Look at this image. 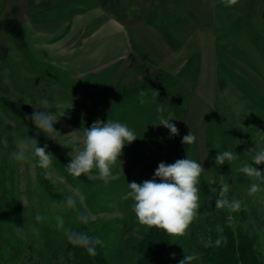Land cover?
I'll return each mask as SVG.
<instances>
[{"label":"rangeland","instance_id":"rangeland-1","mask_svg":"<svg viewBox=\"0 0 264 264\" xmlns=\"http://www.w3.org/2000/svg\"><path fill=\"white\" fill-rule=\"evenodd\" d=\"M243 21L247 23L245 16ZM53 30L59 34L58 28ZM35 46L36 50L39 47L43 51V44ZM21 47L22 57L14 53V45L7 44L9 55L0 60V244L6 252V264L15 259L24 237L41 251L44 264H53L52 250L60 241L63 229L58 226V218L63 220L64 227L71 220L73 209L67 207L66 201L48 193L43 185L45 179L66 198H76V208L89 216L86 225L103 242L109 264H134L137 260L136 245L148 226L137 222L133 201L121 197L129 191L127 183L152 179L160 162L196 160L205 169L202 175L212 176L219 188L229 184L232 177L245 185L248 192L250 185L257 183L260 190L251 195L264 207V182L239 172L240 167L251 164L256 152L264 148V99L256 96L247 84L232 76L224 78L232 83L226 92H218V102L210 112L177 107V103L169 105L170 100L183 98V84L173 86L172 90L146 93L138 101L117 98L110 102L102 90L105 84L93 86L94 75L69 77L49 64L50 60L34 56L27 44L22 43ZM260 47L264 53V46L260 44ZM220 72L225 75L222 67ZM45 98L51 101L50 111L58 119L54 127L61 135L56 141L39 132L29 119L34 106ZM158 105L163 107L165 115L174 114L177 120L171 123L179 129V135L171 137L168 129L154 126L158 123ZM108 119L126 124L137 137L123 148V155L119 157L122 167L117 163L112 168V177L107 183L96 168L73 177L65 166L71 159L69 153L74 155L75 149L82 146V129L96 120L107 122ZM190 130L197 141L185 145L181 140ZM27 137H35L41 147L48 145L47 151L55 157L48 170L39 167L38 158L24 162L11 158L18 140ZM5 138L7 147L2 142ZM226 150L236 154L237 159L218 166L215 157L218 151ZM253 166L264 172V164ZM199 185L198 180V189ZM17 207L22 213V227L15 214ZM226 210L234 228L237 227L235 210L227 207ZM37 214L42 217L40 221L35 219ZM173 239L188 248L192 244L190 225L184 236H173ZM176 254L185 256L177 249Z\"/></svg>","mask_w":264,"mask_h":264},{"label":"crops","instance_id":"crops-1","mask_svg":"<svg viewBox=\"0 0 264 264\" xmlns=\"http://www.w3.org/2000/svg\"><path fill=\"white\" fill-rule=\"evenodd\" d=\"M22 43L69 77L94 75L110 102L183 84L169 105L210 112L227 76L264 99V0H0V60Z\"/></svg>","mask_w":264,"mask_h":264},{"label":"clouds","instance_id":"clouds-1","mask_svg":"<svg viewBox=\"0 0 264 264\" xmlns=\"http://www.w3.org/2000/svg\"><path fill=\"white\" fill-rule=\"evenodd\" d=\"M221 2L226 3L227 6H232L238 0H221ZM140 95L143 96L145 93L141 91ZM52 106L49 99L40 100L34 106L29 119L39 132L56 141V137L61 134L54 127L58 119L50 111ZM38 109H43V111ZM156 111L158 123L154 126H163L168 129L171 137L179 135V129L174 123H171V121L177 120L174 114L169 112L165 115L164 109L160 105L157 106ZM82 133V146L75 149L74 155L69 153L71 159L65 166L66 171L73 177H80L96 168L100 178L107 183L112 177V168L117 163L122 167L123 161L119 157L123 155V148L125 145L134 142L137 137L126 124L111 119H108L107 122L96 120L90 127L83 128ZM196 141V135L190 130L188 134L183 136L181 143L191 145ZM2 142L7 147V139L5 138ZM16 147L17 150L11 153V158L18 162L38 158L39 167L48 170L55 159L53 154L47 151L48 145L39 146V141L35 137L18 140ZM235 159L237 156L232 151H218L215 163L218 166L226 162L230 164ZM261 164H264V148L256 152L252 157L251 164L246 163L240 167L239 172L249 178H256L264 182V172L253 166ZM204 173L205 169L202 163L193 159H178L172 164L160 162L152 179L144 180L142 183H127L129 191L121 198L133 201V211L140 225L163 229L173 236H184L189 225L198 216L200 205L197 184ZM157 178L159 182H157ZM229 187V184L221 185V199L216 200V207L218 209L227 207L231 210H238L241 207L239 200L230 202L225 198ZM259 190L260 185L252 183L249 187V194H255ZM76 195L79 194L76 193ZM66 205L68 208L76 209V198L74 196L67 197ZM77 218L85 224L89 220V216L86 214H79ZM35 219L40 221L42 217L37 214ZM63 223V220L58 218V226L63 228ZM17 231L20 232L21 229L17 227ZM65 234L70 243L84 247L90 255L96 254L95 245L103 243L98 237L93 239L87 234L77 233L73 230H66ZM202 242L204 241L202 240ZM204 243L205 246H209L210 242ZM216 243L219 244V241ZM197 258L196 253L185 254L179 264H192Z\"/></svg>","mask_w":264,"mask_h":264},{"label":"trees","instance_id":"trees-1","mask_svg":"<svg viewBox=\"0 0 264 264\" xmlns=\"http://www.w3.org/2000/svg\"><path fill=\"white\" fill-rule=\"evenodd\" d=\"M224 82L220 81V86ZM199 185L198 216L190 224L192 244L184 248L175 242L173 235L163 229L148 227L136 249L139 256L134 264H179L184 258L178 257L176 249L182 254H197L192 264H264V207L249 194L245 185L235 177L230 179L226 196L231 202L239 200L241 207L235 210L238 225L234 228L232 220L224 208L216 207V200L221 199L220 188L212 176L201 175ZM44 188L54 197L66 201V197L55 190L54 185L44 180ZM20 226L22 213L20 207L15 212ZM79 210H72V218L63 227L60 241L52 250L53 264H109L105 249L101 244L95 245L96 254L90 255L84 247L70 243L66 230L87 234L97 238L85 223L78 220ZM210 242L209 246L205 243ZM219 241V244L216 243ZM20 251L10 264H44L41 251L37 250L28 237L20 242ZM0 244V264H6L5 251ZM174 254V255H173Z\"/></svg>","mask_w":264,"mask_h":264}]
</instances>
